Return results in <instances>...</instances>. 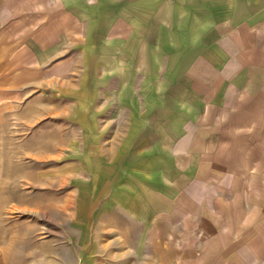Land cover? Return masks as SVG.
Wrapping results in <instances>:
<instances>
[{
    "label": "crops",
    "instance_id": "0c3cea01",
    "mask_svg": "<svg viewBox=\"0 0 264 264\" xmlns=\"http://www.w3.org/2000/svg\"><path fill=\"white\" fill-rule=\"evenodd\" d=\"M0 44L33 84L116 82L151 261L264 264V0H0Z\"/></svg>",
    "mask_w": 264,
    "mask_h": 264
},
{
    "label": "rangeland",
    "instance_id": "374dc122",
    "mask_svg": "<svg viewBox=\"0 0 264 264\" xmlns=\"http://www.w3.org/2000/svg\"><path fill=\"white\" fill-rule=\"evenodd\" d=\"M1 48L0 175L5 163L28 173L14 192L38 201L40 209L13 201L9 211L0 212V264H21L24 235L32 236L33 227L45 264L51 257L60 264H155L145 224L134 221L133 197L123 196L119 204L121 194H133L140 181L133 173L145 165L125 163L120 149L129 118L101 92L114 90L116 82L103 80L100 66L93 85L83 84L89 75L80 68L63 77L62 85L33 84L32 74L23 76L22 54Z\"/></svg>",
    "mask_w": 264,
    "mask_h": 264
},
{
    "label": "bare ground",
    "instance_id": "6f19581e",
    "mask_svg": "<svg viewBox=\"0 0 264 264\" xmlns=\"http://www.w3.org/2000/svg\"><path fill=\"white\" fill-rule=\"evenodd\" d=\"M5 163L3 166V169L1 170L2 174L0 175V212H7L10 210V208L13 207L11 205V202L16 203H27L29 206L30 204L34 205L33 212L39 211L40 204L38 201H27L23 198V196L16 194L15 188L19 186V178L20 176L28 177V173L22 172L17 173L14 172L13 168H10V166ZM16 174V176H14ZM39 185V184H38ZM38 185L36 186L37 190H40V187ZM40 193L36 192L35 196H39ZM23 210H28V207H22ZM39 213V212H38ZM37 230V227H33L30 229L31 232H33L32 236H25L26 239L24 242H22L23 249L26 250L25 257L22 259L21 264H45V257H42L41 254L36 251V248H38L40 242L39 239L36 238L35 231ZM26 234V233H23ZM16 236V234H15ZM31 249V251H27ZM47 264H60L61 261L55 257H51L49 260H47Z\"/></svg>",
    "mask_w": 264,
    "mask_h": 264
}]
</instances>
